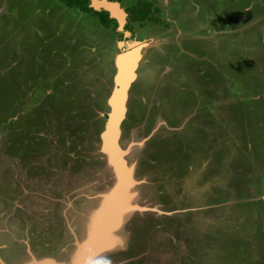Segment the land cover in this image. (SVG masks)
<instances>
[{"label":"rangeland","instance_id":"374dc122","mask_svg":"<svg viewBox=\"0 0 264 264\" xmlns=\"http://www.w3.org/2000/svg\"><path fill=\"white\" fill-rule=\"evenodd\" d=\"M89 1L0 0V264L81 252L116 184L100 135L117 57L136 50L131 208L92 261L264 264V0Z\"/></svg>","mask_w":264,"mask_h":264},{"label":"water","instance_id":"95a60500","mask_svg":"<svg viewBox=\"0 0 264 264\" xmlns=\"http://www.w3.org/2000/svg\"><path fill=\"white\" fill-rule=\"evenodd\" d=\"M129 55L131 57L129 56L130 60L128 59L126 63L127 67H129L132 62L135 63V61L137 60L138 53L137 51L133 53L130 52ZM121 64L122 63L117 64L118 72H117V76L115 77V81L120 80L121 82V78L125 77L126 68H123V66L121 67ZM131 76L132 75H130V77ZM119 85H120L119 82L117 83L115 82V86L113 87L112 94L110 95L108 99L110 113L105 122L104 129L100 135L101 136L100 140H101V146H102L101 150L103 153L107 155V163L111 167L112 171H114V173H118L120 175V182L118 183V185L115 186V189L112 190L111 197L104 211L102 212L103 214L104 213L106 214V221H105L104 229L103 230L98 229V227L101 226L100 223H102L101 220L98 219L99 226L95 227L94 232H93L94 241L88 243L81 250L80 254H78L76 257V262H74V264H94L96 263L92 261V259L94 258V255L100 252L102 249L108 248L109 246H111L113 242L112 237L109 235V227H112L118 224L120 220L119 211H121L122 209L131 208L126 201L125 192H124L126 188V182H128L129 177L131 178V176L129 175L131 174V172L127 168V165L124 162V160L122 159V155L123 154L125 155L127 150L120 148L119 145L117 144V139L119 136L118 124L124 116V112H125L124 100L125 99L123 100V103H121L120 112L117 111V109L115 108L112 102L113 99L119 98V94H118L120 90ZM125 90H126V87L124 88V91ZM115 93H116V96H114ZM124 98H125V94H124ZM109 100L111 103L109 102ZM108 131H110V135L107 134ZM108 136H110V139ZM110 140H113V142H111ZM125 170L127 172H125ZM127 174L129 175V177ZM123 175H125V177H123ZM117 199L119 200V202H113L112 204V201L117 200ZM110 201H111V204H109ZM35 264H49V263L40 262V263H35Z\"/></svg>","mask_w":264,"mask_h":264},{"label":"trees","instance_id":"16d2710c","mask_svg":"<svg viewBox=\"0 0 264 264\" xmlns=\"http://www.w3.org/2000/svg\"><path fill=\"white\" fill-rule=\"evenodd\" d=\"M62 3L67 8L76 9L80 13H89L91 8L89 6V0H57ZM151 9V5L146 1L138 2L135 8H129L128 17L132 22L142 23L144 21L150 20L151 17L148 16V10ZM95 13V12H93ZM95 15L100 19L102 23L108 20V15L104 11L96 12Z\"/></svg>","mask_w":264,"mask_h":264},{"label":"bare ground","instance_id":"6f19581e","mask_svg":"<svg viewBox=\"0 0 264 264\" xmlns=\"http://www.w3.org/2000/svg\"><path fill=\"white\" fill-rule=\"evenodd\" d=\"M137 51V50H136ZM136 51H134V52H136ZM139 55V54H138ZM137 55V56H138ZM131 57V56H130ZM130 57H129V55L128 56H126V55H124V59L123 60H119L120 59V56L119 57H117V58H119L118 59V61H116V65L117 64H120V63H122L121 64V67L123 66V68H126V70H125V77H123V78H121V82H120V80L118 81V80H116L115 82L117 83V82H119L120 83V85H119V87H120V90H119V98L118 99H113L112 100V102H113V104H114V106H115V108L117 109V111L118 112H120V106H121V103H123V100H124V94H125V91H124V88L128 85L127 83H128V79H129V77H130V75H132V68L135 66V63L134 62H132L131 63V65L129 66V67H127V61H128V59L130 60ZM132 61V60H131ZM136 62V61H135ZM134 73V72H133ZM116 76H117V73H116ZM115 76V77H116ZM130 82V81H129ZM114 96H116V93L114 94ZM113 96V97H114ZM125 101V100H124ZM109 102H110V100H109ZM111 103V102H110ZM108 135H110V131H108V133H107ZM109 137V139H110V136H108ZM111 142H113V140H110ZM111 144V143H110ZM109 144V145H110ZM124 155V154H123ZM128 168V167H127ZM125 172H127L126 170H125ZM115 175H116V184H115V186L116 185H118V183L120 182V175L118 174V173H115ZM128 175V174H127ZM130 175V174H129ZM129 175H128V177H129ZM123 177H125V175H123ZM127 178V177H126ZM128 179V178H127ZM133 183H132V181H131V179H130V177H129V180H128V182H126V188H125V193H126V195L128 194L127 193V189H128V187L129 186H131ZM120 185V184H119ZM115 186L113 187V189H115ZM112 189V190H113ZM112 201V200H111ZM111 201L109 202V204H111ZM113 202H119V200L117 199V200H114V201H112V204H113ZM108 203V202H107ZM107 203L105 204V205H107ZM108 204V205H109ZM99 214V213H98ZM95 216V215H94ZM97 217V216H96ZM95 218V217H94ZM99 220H101V222L102 223H100V225L101 226H99V222H96L97 223V226L96 227H98V229H104V227H105V221H106V214L104 213H101V215L99 216ZM105 231V230H104ZM97 264V263H96Z\"/></svg>","mask_w":264,"mask_h":264},{"label":"crops","instance_id":"0c3cea01","mask_svg":"<svg viewBox=\"0 0 264 264\" xmlns=\"http://www.w3.org/2000/svg\"><path fill=\"white\" fill-rule=\"evenodd\" d=\"M105 163H106V167L107 168H109V170L111 171V173H112V175H113V177H114V174H113V172H112V169H111V167L109 166V164L105 161ZM113 183H114V181H113ZM111 192H112V188H111V190H109V192H108V195H107V197L105 198V200H104V202L102 203V206L98 209V210H94V211H92L91 213H89V216H91L92 218H93V224H92V226L90 227V230L88 231V233H87V236H86V238L85 239H83V243L82 244H80L81 246H82V249L88 244V243H90V242H92V241H94V236H93V232H94V229H95V227H96V225H97V223L96 222H98V219H99V216L101 215V213L104 211V209H105V207H106V205H104L109 199H110V197H111ZM125 197H126V199H127V195H126V193H125ZM128 200V199H127ZM95 212V213H94ZM120 212L121 211H119V217H120ZM99 213V214H98ZM95 215V216H94ZM97 216V217H96ZM95 217V218H94ZM118 223H120V220H119V222ZM30 245V244H29ZM81 249V250H82ZM29 250H32V246H29L28 247V249H26V250H24V253H25V255L26 254H28V255H31V252L29 251ZM33 251V250H32ZM101 252V251H100ZM99 253V252H98ZM97 253V254H98ZM80 254V253H79ZM97 254H95L94 255V257L97 255ZM44 256H40V260H36L38 263H43V262H48L49 264H74V262H76V258H74L73 260H71L70 259V261H67V260H61V261H59V260H54L53 259V257L52 256H50L51 257V259L49 258L48 260H43V259H45V258H43ZM77 257V256H76ZM22 260H23V257H20ZM41 258H42V261H41ZM16 260L18 259V257L17 258H15ZM15 261V260H14ZM13 261V262H14ZM36 261H32L31 260V262L29 263V264H35V262ZM21 262V261H20ZM93 262H96V261H93ZM22 263V262H21ZM14 264V263H13Z\"/></svg>","mask_w":264,"mask_h":264},{"label":"clouds","instance_id":"9594fccd","mask_svg":"<svg viewBox=\"0 0 264 264\" xmlns=\"http://www.w3.org/2000/svg\"><path fill=\"white\" fill-rule=\"evenodd\" d=\"M106 264H110V262H106Z\"/></svg>","mask_w":264,"mask_h":264}]
</instances>
